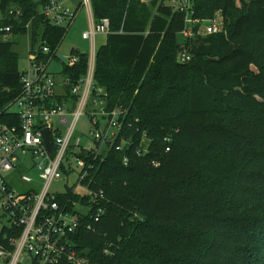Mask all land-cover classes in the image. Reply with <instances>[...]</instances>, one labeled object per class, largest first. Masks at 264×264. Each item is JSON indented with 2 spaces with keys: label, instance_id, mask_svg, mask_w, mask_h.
I'll return each instance as SVG.
<instances>
[{
  "label": "trees",
  "instance_id": "trees-1",
  "mask_svg": "<svg viewBox=\"0 0 264 264\" xmlns=\"http://www.w3.org/2000/svg\"><path fill=\"white\" fill-rule=\"evenodd\" d=\"M192 2L196 19L219 14L220 33L180 42L183 16L168 6L90 0L93 20H109L93 84L105 109L123 114L131 143L92 160L104 214L94 232L70 237L91 264H264V0ZM0 13V35H27L30 51L42 42L55 51L69 28L50 25L32 0H0ZM11 46L0 42V111L20 92ZM70 54L80 60L62 75L76 84L87 57ZM142 134L148 152L138 157ZM19 232L3 227L0 246Z\"/></svg>",
  "mask_w": 264,
  "mask_h": 264
},
{
  "label": "built area",
  "instance_id": "built-area-1",
  "mask_svg": "<svg viewBox=\"0 0 264 264\" xmlns=\"http://www.w3.org/2000/svg\"><path fill=\"white\" fill-rule=\"evenodd\" d=\"M72 1L45 0L39 13L54 27H70L79 8L87 11L89 29L81 35L83 40L90 42V51L85 54V75L76 84H70L69 78L61 73V82H56L55 75L49 71L50 63L57 60L64 67H72L80 57L78 54H70L68 58L57 55L56 50L51 51L42 42L40 49H29L28 69L19 72L20 92L0 111V119L5 115L7 118L6 122L0 120V207L8 219V226L3 227L20 230L10 242L11 249L0 246V264H91L70 237L82 226L94 232V225L104 214L103 192L90 188L92 160L112 147L126 153L131 144L120 136L119 118H123V114L116 109L106 110L102 91L93 84L95 37L108 35L109 20H93L90 0H78L68 8L66 4ZM138 1L146 4L154 1L181 14L184 25L179 34L186 40L220 33L223 29L218 13L209 20L194 18L192 0ZM1 31L11 34L8 27ZM190 58L184 51L177 60L185 63ZM84 115L92 129L81 138L75 133ZM99 121L103 122L101 127ZM45 129L50 150L43 140ZM117 140L119 143L115 145ZM148 144L142 134L134 149L135 155H145ZM165 150L169 151V147ZM89 156L91 161L85 159ZM26 162L29 170L37 173L36 178L26 174L29 171ZM122 162L126 165L127 157L124 156ZM153 166L157 167L158 163ZM70 179L72 185L63 184L65 191L62 193L51 190L52 186ZM71 195L77 200H70ZM59 197L67 200L59 203ZM85 218L88 219L84 221Z\"/></svg>",
  "mask_w": 264,
  "mask_h": 264
},
{
  "label": "rangeland",
  "instance_id": "rangeland-1",
  "mask_svg": "<svg viewBox=\"0 0 264 264\" xmlns=\"http://www.w3.org/2000/svg\"><path fill=\"white\" fill-rule=\"evenodd\" d=\"M35 5H37L38 10L41 9V2L42 0H32ZM78 0H73L71 3L66 4L68 8H71L73 4H76ZM0 19H1V13H0ZM89 29V20H88V13L87 11L81 7L78 9L74 21L68 28L63 40L61 41L60 45L56 49V54L64 57L70 56L71 50H78L80 53L88 54L90 51V42L83 40L81 38V35L83 32L88 31ZM27 35H21V34H1L0 35V42H10L12 44L11 49L12 51L17 55V70L19 72L26 71L28 69V53L30 49V43L29 39L26 37ZM106 36L98 35L95 37V49L97 50L101 45L105 43ZM178 40L181 42L183 41V38L179 35ZM64 66L60 61H52L49 65V71L55 75V81L61 82L62 76L61 73L63 71ZM100 127L102 126L103 122L99 121ZM92 126L87 118L86 115L81 117L78 121L77 127H76V133L75 136L77 137H85L89 134L91 131ZM27 160V159H26ZM26 170L30 169L29 163H25ZM30 178H36L37 173L34 170H29L26 172ZM73 181L70 179V181L65 183H60L59 185L52 186L51 190L53 192L62 193L65 191V186L63 184H66L67 187H70L72 185ZM20 187V186H19ZM26 188V187H22ZM3 209L0 207V228L3 226H8V219L6 215L3 216Z\"/></svg>",
  "mask_w": 264,
  "mask_h": 264
},
{
  "label": "water",
  "instance_id": "water-1",
  "mask_svg": "<svg viewBox=\"0 0 264 264\" xmlns=\"http://www.w3.org/2000/svg\"><path fill=\"white\" fill-rule=\"evenodd\" d=\"M62 58V57H60ZM63 59V58H62ZM64 60V59H63ZM43 134V140L45 142V145L47 147L48 150H50V143H49V138H48V133H47V129L42 131Z\"/></svg>",
  "mask_w": 264,
  "mask_h": 264
},
{
  "label": "crops",
  "instance_id": "crops-1",
  "mask_svg": "<svg viewBox=\"0 0 264 264\" xmlns=\"http://www.w3.org/2000/svg\"><path fill=\"white\" fill-rule=\"evenodd\" d=\"M27 37V36H26ZM27 39H28V37H27ZM76 51H78V50H76Z\"/></svg>",
  "mask_w": 264,
  "mask_h": 264
}]
</instances>
